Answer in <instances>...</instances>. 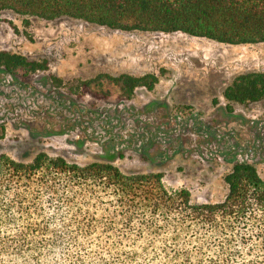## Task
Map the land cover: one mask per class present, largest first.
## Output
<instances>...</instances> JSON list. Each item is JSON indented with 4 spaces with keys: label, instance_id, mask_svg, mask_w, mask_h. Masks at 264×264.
I'll return each mask as SVG.
<instances>
[{
    "label": "trees",
    "instance_id": "trees-1",
    "mask_svg": "<svg viewBox=\"0 0 264 264\" xmlns=\"http://www.w3.org/2000/svg\"><path fill=\"white\" fill-rule=\"evenodd\" d=\"M0 10L232 45L264 42V0H0ZM46 68L0 50V70L17 80ZM104 80L130 97L138 87L154 89L159 78L100 74L83 85L104 99ZM224 96L264 99V72L237 75ZM112 159L79 164L43 151L31 161L2 154L0 264H264V179L254 163L235 162L223 201L195 203L187 188L168 189L163 173L123 171Z\"/></svg>",
    "mask_w": 264,
    "mask_h": 264
},
{
    "label": "rangeland",
    "instance_id": "rangeland-1",
    "mask_svg": "<svg viewBox=\"0 0 264 264\" xmlns=\"http://www.w3.org/2000/svg\"><path fill=\"white\" fill-rule=\"evenodd\" d=\"M0 50L47 65L27 82L0 70V156L31 161L43 151L79 164L111 157L123 171L163 173L168 189L187 188L195 203L225 199L236 161L254 163L264 179V99L224 96L237 75L264 72V42L232 45L0 10ZM123 73L159 80L130 97L104 80V99L83 85Z\"/></svg>",
    "mask_w": 264,
    "mask_h": 264
}]
</instances>
